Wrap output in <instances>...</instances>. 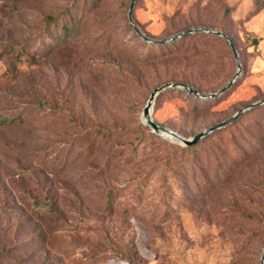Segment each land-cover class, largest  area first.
Segmentation results:
<instances>
[{
    "label": "rangeland",
    "instance_id": "374dc122",
    "mask_svg": "<svg viewBox=\"0 0 264 264\" xmlns=\"http://www.w3.org/2000/svg\"><path fill=\"white\" fill-rule=\"evenodd\" d=\"M89 1L0 0V53L32 46L48 16L74 13L76 28L49 54L18 63L15 78L0 57V114L27 111L25 123L0 127V247L22 246L0 264H262L264 105L191 154L143 115L164 84L223 87L237 70L228 44L200 34L157 49L130 23L131 0ZM133 18L156 40L194 27L222 31L241 59L240 78L219 98L160 93L151 111L158 125L192 138L264 99V0H137ZM39 99L47 107L28 106ZM21 189L49 194L74 229L37 215Z\"/></svg>",
    "mask_w": 264,
    "mask_h": 264
},
{
    "label": "trees",
    "instance_id": "16d2710c",
    "mask_svg": "<svg viewBox=\"0 0 264 264\" xmlns=\"http://www.w3.org/2000/svg\"><path fill=\"white\" fill-rule=\"evenodd\" d=\"M18 2H28L30 0H16ZM101 0H90L91 7H97L99 5ZM76 11L80 12L82 11V6L79 8L75 7ZM83 12V11H82ZM72 16H69L68 18H61L56 16H48L46 17V26L41 35H39L33 43L32 46H19L18 50H10L7 48L1 53L0 57H3L6 55L7 62H8V68L5 71V75L11 78H15L16 75L19 73L20 69L18 67V63L23 62V60H27L31 63H33L34 60H37L38 58H42L44 56V51H47L49 54L51 50H53L54 47L67 42L76 32V28L74 26V23L72 19L74 18V13L70 14ZM204 38L200 34L196 35H188L186 37H183L181 39L168 42L165 44H152L155 45L157 49L163 48V47H177V49L183 44L185 40H191L192 38L196 37ZM208 38H211L212 40H219L226 42L223 38L212 35L208 36ZM209 39H205L207 41ZM146 42V41H145ZM253 45H257L259 43V40L256 38L252 39L251 41ZM227 43V42H226ZM228 44V43H227ZM229 46V45H228ZM236 46V45H235ZM230 48V47H229ZM231 50V49H230ZM160 53H158L155 56H159ZM233 55V54H232ZM234 57V56H233ZM203 93V92H202ZM37 104V106H36ZM28 106H35L38 110L43 109L44 106L47 107V104L42 101V99H39L37 101H34L32 103H29ZM27 118V111L24 110V112L18 113L15 117H12V114H9L7 112H2L0 114V127H11L18 124V126L22 123H25V119ZM238 120V119H237ZM236 120V121H237ZM235 121V122H236ZM232 123L231 125H233ZM162 127V126H161ZM170 130V129H169ZM173 131V130H172ZM98 135L101 136L102 139H108L111 137V132L104 129H99ZM175 132V131H174ZM176 133V132H175ZM144 132L141 133V138L144 136ZM178 134V133H177ZM180 135V134H179ZM182 136V135H181ZM200 143V142H199ZM195 144L193 146H182L181 151L187 152V153H194V150L196 149V146L199 144ZM130 146L133 144H129ZM241 154H244V148L241 147ZM247 157H249L247 155ZM61 157L56 155L54 158L55 164L61 163ZM20 193L23 195L24 200L28 203V205L32 208V210L39 215L40 217H48L50 219L55 220V223L58 225H65V227H70L74 229V226H68L66 223L64 224L62 216L59 214V210L57 209L56 202L52 199V197L49 194H44L40 197H35L31 195V193L21 189ZM114 198V191H110L108 193V200L111 202ZM111 204V203H109ZM40 238L39 235L35 236H29V238L24 240V244H30L35 243V240ZM39 240V239H38ZM28 246V245H27ZM22 250V246L20 244L17 245H3L0 247V260L6 256H8L13 251ZM120 256L122 259H124L123 256Z\"/></svg>",
    "mask_w": 264,
    "mask_h": 264
},
{
    "label": "water",
    "instance_id": "95a60500",
    "mask_svg": "<svg viewBox=\"0 0 264 264\" xmlns=\"http://www.w3.org/2000/svg\"><path fill=\"white\" fill-rule=\"evenodd\" d=\"M137 0H131V4H130V9H129V14H128V18L130 23L133 25L135 32L137 33V35L143 39L144 41L150 43V44H165L168 42H172L178 39H181L183 37H186L188 35L191 34H209V35H215L218 37L223 38L229 45L231 52L234 56V59L236 61V65H237V70L235 72V74L233 75V77L220 89H218L215 92H211V93H201L199 92L197 89L193 88L192 86H190L189 84H185L182 82H173V83H168V84H164L158 88H156L150 95V98L144 108L143 111V115L145 118V123L148 124L151 128H153V130L156 133H159L161 135H163L164 137H168V138H172L175 139L177 141H179L180 143H182L184 146H193L197 143H199L203 138H205L207 135L222 129L224 127H227L229 125H231L232 123H234L237 119L240 118V116L251 109L257 108L259 106L264 105V99L258 100L254 103L248 104L246 106H244L243 108H241L237 113H235L232 117L216 124L213 126H210L208 128H206L205 130L199 132L198 134H196L195 136H193L192 138H185L177 133H175L172 130H169L167 128L161 127L160 125H158L157 123H155L151 117V111H152V107L154 104V101L156 100L157 96L162 93L163 91L167 90V89H179V90H184L186 91L188 94H193L195 97L199 98V99H215V98H219L221 97L223 94H225L227 91H229L234 84L238 81V79L240 78V75L242 73V64H241V59H240V55L238 53V50L234 44V42L232 41V39L230 38V36H228L227 34H225L222 31L216 30V29H212V28H207V27H194V28H190L188 30H185L183 32L174 34L173 36H171L170 38L167 39H163V40H156L153 38L148 37L147 35H145L140 28L138 27V25L135 23L134 18H133V9L134 6L136 4ZM262 264H264V255L262 257Z\"/></svg>",
    "mask_w": 264,
    "mask_h": 264
}]
</instances>
